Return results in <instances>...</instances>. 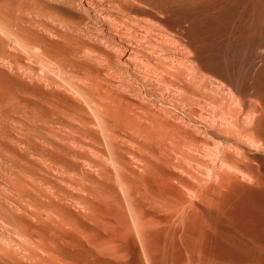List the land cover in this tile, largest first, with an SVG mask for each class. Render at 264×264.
<instances>
[{
	"label": "bare ground",
	"instance_id": "6f19581e",
	"mask_svg": "<svg viewBox=\"0 0 264 264\" xmlns=\"http://www.w3.org/2000/svg\"><path fill=\"white\" fill-rule=\"evenodd\" d=\"M0 264H264V0H0Z\"/></svg>",
	"mask_w": 264,
	"mask_h": 264
}]
</instances>
